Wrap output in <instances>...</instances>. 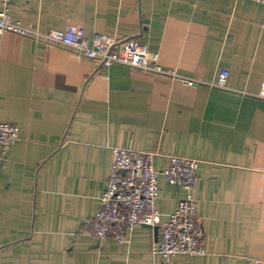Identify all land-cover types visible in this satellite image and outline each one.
<instances>
[{
    "label": "crops",
    "instance_id": "0c3cea01",
    "mask_svg": "<svg viewBox=\"0 0 264 264\" xmlns=\"http://www.w3.org/2000/svg\"><path fill=\"white\" fill-rule=\"evenodd\" d=\"M8 15L37 33L74 25L88 38L135 37L163 72L93 70L66 48L0 32V122L19 129L0 153V264L264 262L263 3L9 0ZM220 70L227 89L211 86ZM115 147L157 153L158 169L166 155L200 161L192 196L204 255L163 261L145 226L125 245L90 235ZM159 182L164 218L185 191Z\"/></svg>",
    "mask_w": 264,
    "mask_h": 264
},
{
    "label": "built area",
    "instance_id": "2783aa9c",
    "mask_svg": "<svg viewBox=\"0 0 264 264\" xmlns=\"http://www.w3.org/2000/svg\"><path fill=\"white\" fill-rule=\"evenodd\" d=\"M0 32L11 31L41 42L66 48L91 61L92 69L121 64L131 68L162 73L153 65L146 49L135 39L119 42L114 37L95 34L88 38L83 27L68 25L62 30L37 33L14 22L8 15L9 0H1ZM263 3L264 0H255ZM229 72L220 70L211 86L227 89ZM191 84L192 81L183 79ZM264 97V91L260 93ZM19 138V129L8 122H0V153L5 155ZM113 161L101 204L93 220L90 235L98 240L111 239L125 245L136 226L157 227L158 234L151 244V253L163 261L177 255L199 256L206 253L204 219L198 213L192 189L197 181L200 161L166 155V164L158 169L154 152H140L115 147ZM160 177L171 185L182 188L175 211L162 217L157 209L160 198ZM260 264H264L261 262Z\"/></svg>",
    "mask_w": 264,
    "mask_h": 264
},
{
    "label": "water",
    "instance_id": "95a60500",
    "mask_svg": "<svg viewBox=\"0 0 264 264\" xmlns=\"http://www.w3.org/2000/svg\"><path fill=\"white\" fill-rule=\"evenodd\" d=\"M141 32H142V29H141ZM135 37L133 38H129V39H134ZM100 68V65L97 66V68H95V70L99 69ZM145 227H148V228H151L150 226H145ZM151 229L154 230V234H155V239H157V234H158V229L157 227H152Z\"/></svg>",
    "mask_w": 264,
    "mask_h": 264
}]
</instances>
